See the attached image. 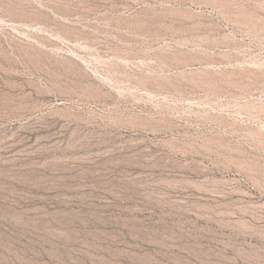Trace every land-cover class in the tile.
Instances as JSON below:
<instances>
[{"label":"rangeland","instance_id":"rangeland-1","mask_svg":"<svg viewBox=\"0 0 264 264\" xmlns=\"http://www.w3.org/2000/svg\"><path fill=\"white\" fill-rule=\"evenodd\" d=\"M227 1L192 88L134 0H0V264H264V0Z\"/></svg>","mask_w":264,"mask_h":264},{"label":"bare ground","instance_id":"bare-ground-1","mask_svg":"<svg viewBox=\"0 0 264 264\" xmlns=\"http://www.w3.org/2000/svg\"><path fill=\"white\" fill-rule=\"evenodd\" d=\"M133 4L141 7L144 16L137 22L138 30L153 32L163 40L166 53L154 58L176 71L171 79L185 85L189 83L192 88L217 84L220 76L212 69L218 64L215 55L229 58L236 47L233 37L219 22L222 19L231 23L229 1L134 0ZM168 85L179 88L172 83ZM129 128L137 142L163 140L164 132L153 122L133 121Z\"/></svg>","mask_w":264,"mask_h":264}]
</instances>
